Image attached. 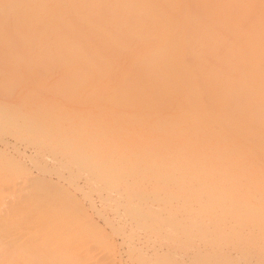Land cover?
Wrapping results in <instances>:
<instances>
[{"label": "bare ground", "instance_id": "obj_1", "mask_svg": "<svg viewBox=\"0 0 264 264\" xmlns=\"http://www.w3.org/2000/svg\"><path fill=\"white\" fill-rule=\"evenodd\" d=\"M12 40L16 41L17 44L13 45ZM3 44L4 47L2 48H5L6 51H29L32 55L33 52H43L48 56L51 53V56L55 54L54 58L57 55L56 62L61 59H65L64 61L68 59L67 63H69V59H71L69 64L75 63L71 65L72 69H69V72H74L72 73L74 75L77 72L76 74L82 76L83 80L76 75L77 78L73 75L71 77L68 72L62 73L63 69L61 74L58 70H55L59 77L63 74L56 82L60 89L64 85L63 90H61L66 92L65 87L67 86L61 80L67 82L69 77L76 80L79 78L80 81H76V86L70 79L76 87L73 94L76 101L78 97L81 98L80 94L84 95V97L82 96L83 100L86 99L84 101L82 98L78 99L80 100L79 106L73 105V102L72 106H67V110L72 107L73 114L76 115L74 118L70 117L71 120L68 118L66 108L63 109L59 102V104L54 103L56 107L53 108H56V111L57 108L58 111L62 109L60 112L55 111L54 117L57 115L56 119L60 120L59 125L63 122H66L64 125H67V120L71 122L75 119L78 120L75 121L78 122L77 124L83 123L85 125L84 122L93 118L91 121H87L88 123L85 125L87 130L82 124L83 127L77 125L75 128L74 126L69 128L70 124H68L64 129L66 132L69 129L71 132V129L76 132L80 130L79 127L81 129L85 127L84 131L86 132L82 133V129V132L79 131L80 134H77L76 138L80 135L82 138V135L88 132L89 137L87 135L83 137L88 140V150L84 147L81 150L82 146H75L78 145L79 138L77 140L74 137L78 141L75 144L71 141L72 139L69 140L67 134L65 136L63 129L59 132L55 131L60 126L55 122L56 126L53 122L52 114L54 111H51V109H47L48 113H46L47 110H41L40 106V111L29 113L30 115L26 114L23 109L13 110L12 114L10 113L12 112L10 109L11 104L6 106L10 107L11 111L9 112L5 111L8 108H5V104H2L4 109L0 107V117L6 118L5 120L8 118V122L4 118L1 121L8 126L9 119H11L13 124H16H10V126H15L13 131L16 128L18 129L19 126L23 128L20 131L18 130L20 133H23L26 129L25 131L29 130L30 134V130H32V132L37 131L34 135L41 132L45 136L44 132L50 130L51 126L56 128L54 129L55 132L52 131L54 135L61 131V134L65 136L64 138H67L66 141L61 137L63 135L58 134V136L62 138L61 142H66L68 149H66L65 144L58 139H54L57 136L53 137L54 135L49 133L53 129L46 132L47 134L44 137L47 142L46 145H52V148H54L52 143L48 144L50 139L51 142L56 141L57 145L59 141V147L62 145L64 148H61L67 151H62V153H67H65L66 157L65 154H59L61 159L62 157L67 159L68 154L70 156L75 155L73 159L70 157L71 162L68 163L67 161V163L71 164L73 162L76 166L78 165L79 172L82 169L83 174L90 172L88 175L91 174V176L86 174L82 177H91V179L89 178L91 182L86 179L89 185L91 183L92 188L88 187L91 192L93 189L105 192L103 197L99 192L93 193L96 196H98L97 193L101 196L102 200L100 201L113 198L114 194L112 192L115 193L114 198L120 204H116V207H120L123 213L119 215H123V217L127 215L129 218L127 221H133L134 226L131 227V229L135 227L133 233L136 229H142V231L144 229L145 232L142 233L146 234V230L148 232H153L158 228L162 230L165 227L164 225H167L169 226V232H171L170 235L168 234L169 241L173 245L170 244L167 247L171 246L170 248L173 251H176L177 248L181 250L183 247L186 249L187 242H184V238L180 241L185 244L181 247L178 244L181 235H184L192 243L194 242L192 241L194 236H196V238H199L197 240L208 248H205V250L207 249L206 253L203 249L205 246L201 245L202 248H195V246H198L195 245L197 241L195 240L194 246L191 243L192 249L195 248V251L202 249V252L205 253L203 255L202 252L198 253L196 251L197 255L202 254L200 258L202 262L198 259L201 264L204 262H206L205 264H264V0H0V45L3 46ZM8 53L3 52V54ZM13 53L15 54V52ZM40 53L39 55H45ZM68 55L70 58H68ZM61 63H63V66L66 64L67 69L68 67L71 68L66 62L61 61ZM74 65L75 67H81L82 71L78 70L79 68L75 70ZM44 68L49 71L48 66ZM51 69L50 71H53ZM68 82L66 85H68ZM70 82L69 84H71ZM87 83L90 89L85 86ZM77 89L78 91L81 90L80 93ZM93 89L97 98L91 96ZM82 91H84V94ZM64 94H62V98H65L66 95ZM95 100L99 104L94 105ZM91 101L94 103H91ZM102 101L109 106L102 105L100 103ZM87 102L88 106L85 104ZM83 103L85 106H83ZM80 104L82 105L80 106ZM90 105L91 107L96 106L95 109H98V113L93 108H89ZM103 106L104 108L108 107V110H105L106 112H104ZM86 107L89 110L92 109V111L89 112ZM81 109L85 110L83 112H86L85 116L87 114V118L79 116V113L82 112ZM93 110L99 117L104 118H95L96 116L91 118L94 115ZM64 111L67 112L66 116ZM99 111L101 112L99 113ZM36 113H39V115ZM41 113L44 116L50 115V121H48L49 116L44 117ZM41 115L44 119L46 118L45 121L47 122L45 123H51V126L48 123L50 127L47 126L44 132H42L44 129H42V125H39L40 120H43ZM64 116L67 117V120ZM83 118L86 119L84 122ZM95 119L96 121H93ZM41 122L44 123V120ZM75 122H73L74 125H76ZM98 122L100 124H97ZM89 123L90 126L93 125V127L91 126L93 129L89 126ZM1 126L3 127V125ZM88 126L92 130L88 129ZM99 126L102 129H96V127L100 128ZM76 128L78 129L76 130ZM1 129L0 132L7 130L6 128ZM16 130L14 132L17 133ZM38 130L42 131L39 132ZM20 133L18 134L20 135ZM5 134L7 133L5 132ZM71 134L73 137L76 133ZM21 136L22 134L19 138ZM36 139L38 138L36 137ZM85 140L82 139L80 144L82 145ZM56 142L53 143L56 144ZM67 143L73 145L71 150ZM59 147H55L53 152L50 146L47 147L50 148V150L48 149L49 153L52 152L50 153L51 158L53 154L56 155L61 152H57L58 149L56 150ZM76 152H79V154H76ZM1 153L2 157L3 153ZM3 156L7 157L6 155ZM5 158H2L3 161ZM65 158L63 159L65 160ZM8 159L4 162L8 164H4L6 167L0 164V180L3 184L4 180L7 179L8 181L10 177L11 179L14 177L10 182L16 184V181L13 182L14 179L17 180L19 176H26L31 168L27 165L29 169L26 170L24 165H20L19 162L22 159L16 160L17 163L12 161L13 159L10 161ZM55 161L57 162V159ZM32 163L30 164L32 165ZM56 166L53 168L54 170ZM60 168L62 169L61 165ZM50 169L47 166V169H45L47 171L43 173L41 171L40 173L47 172L46 174H48L52 172ZM61 169L59 172L64 170L66 176L70 175L72 170L62 169L61 171ZM37 170L39 171V169ZM57 170H59L58 166ZM74 172L78 176V169ZM7 175L15 176L6 178ZM16 176H18L17 179ZM28 176L34 177L31 174ZM62 176L60 177L61 180L64 179H62ZM85 177L83 181H85ZM56 178L58 180L59 177ZM20 179L22 181L24 177ZM27 180L29 184L32 182L29 177H27ZM36 181L31 183L32 186L30 184L27 187L32 191L25 188L26 185L22 186L26 191L18 188L20 192L22 191V195L24 193L23 198H21L22 195L19 191L16 193L21 197L15 195V198H17L15 201L11 196L14 202L21 205H25L21 202H24L27 198L29 199V197H32V200L37 199L36 201L40 197L44 199L46 194L47 198L50 197L46 202L42 201L40 212L30 211L32 212L30 218L28 216L30 212L26 211L28 210L27 205L30 206V204H27L29 200L24 202L27 206L23 211L26 218L20 212L22 208L20 211L18 210L22 206L17 208L19 204H11L5 193L1 192L4 194V198H7V200L5 199L6 202H8L7 205L3 206L5 200L0 198L4 201H2V206L0 203V210H5L2 216L4 219L7 217L4 220L0 216L1 220L3 219L0 222L2 224L4 222L3 225L6 222L10 225L8 224L9 228L7 229L0 228V264H46L45 252H49V256L55 264H86L83 257L87 261L89 255L87 257L86 253L85 256L82 255L81 250L83 249L76 241V239H79L77 235L80 231L93 238L92 241H96L103 249L109 250V253L106 251L108 255L110 252L114 253L111 249L114 246L111 247V237L115 231L112 227L110 229V225H113L110 220L111 216L110 219L108 218V221H111H109L110 225L108 224V226L112 233V235L110 232L108 233V236H110L109 242L104 237L107 231H104L103 226L102 230L104 232L102 234V230L99 232V229H95L98 225H92L96 222L91 223L86 208L81 201L75 200L74 202L73 199V203L70 201L71 199H65V196L63 199L65 201H62L63 193L59 192L61 198L59 195L57 197L54 192L51 195L52 192L48 191L49 187L45 183L43 185L42 181V185L39 184L41 188L39 187L37 190L43 191L42 188L45 189L46 186L47 191L45 190L44 194L36 191L42 194V196L37 197L39 194L34 195L33 188L38 185L40 180L37 181L38 183ZM66 182L72 183L69 179ZM59 186L55 185L54 189ZM11 187L8 193H14L13 190H18L17 187ZM63 187L67 189L66 185ZM0 189L2 191V188ZM59 189L62 190V188ZM87 189H84V191ZM80 190L83 192L82 188ZM29 191L32 194L28 193ZM67 191V195L73 194V190L70 192L67 189ZM26 192L27 196L25 197ZM89 192L87 193L89 194ZM88 194L87 196L90 198ZM73 195L72 197L75 196ZM3 196L0 195L2 198ZM19 198L22 199L20 202H18ZM68 201L71 202L69 205L73 208H71V211H66V207H64L63 202L67 203ZM109 201L107 202L108 205ZM153 202H155L154 206L158 205V209H153ZM104 203L105 206H108L106 202ZM113 203L115 204V201ZM33 204L34 207L31 208L30 206V209L36 208L35 204L37 205V203L33 202ZM12 205L15 207L14 210ZM43 205H47L48 210ZM80 205H83L85 211L82 210L83 208ZM7 206H12V210ZM89 207H91V204ZM104 209L103 206L102 211ZM112 209L108 208L111 212H115V214H112L114 217L119 210L113 209L112 211ZM92 211L94 210L92 209ZM11 212H13V216ZM25 212L29 214L26 215ZM7 214L12 216L11 220H9L10 217L8 218ZM83 214H86V217ZM100 215L103 214L100 212ZM181 217H185V219ZM32 220L33 222H31ZM103 221L107 223V220ZM124 221L126 222V220ZM113 222H115V219ZM17 223L21 224V227ZM14 225L16 226L12 227ZM118 225L120 226L121 223ZM130 226L129 224L128 228ZM99 227L101 226L99 225ZM116 227L119 231V227L115 225ZM12 228L13 230H10ZM129 230H125L128 231L127 234H131ZM164 230H167V227ZM164 230L160 232H162V237L167 240L168 236ZM123 231H121V234ZM72 232L78 233L75 236L76 239L73 238L74 234L72 235ZM160 232L158 238L161 239ZM136 234H134V238L139 235ZM149 235L151 234L148 233V236H146L148 239L143 235L144 240L149 241ZM140 236H142L141 232ZM192 236L193 239L191 240L190 237ZM128 237L129 235L126 236V239ZM134 238L132 239L133 242ZM158 238L155 240L159 243ZM89 239L87 237V241ZM83 241L85 242V240ZM83 241L80 240L81 243ZM151 241L155 242L152 238L150 243H152ZM73 242L74 244L77 242L78 246L76 245L77 248H75L77 252L70 249L71 247L68 248ZM158 243L156 246L159 247ZM163 244H160V247ZM188 244L190 245V243ZM92 245L90 246L91 249L94 248V251L100 249L99 246V248H95L94 243ZM132 245H130V248ZM134 246L131 248L133 251L129 248L130 252L140 250L137 247L135 249ZM153 247L151 249H154ZM79 248L81 250H78ZM185 249H183V253L186 255L187 250ZM93 250L90 253L96 257L97 254ZM84 251H86L85 248ZM146 251L147 249L144 252ZM169 251L166 252L169 256H166L163 251V256L156 255L158 256L156 257L153 250L151 252L154 255L153 253L151 255H153V258H157V261L154 260L156 264L183 263L178 262L182 261L183 258H179L180 260L177 261L178 251L176 259L171 256L174 252L170 255ZM101 252H98L99 255L103 253ZM137 252L134 253V258ZM144 252L141 253L145 255ZM113 253L110 254L111 258L107 260H116L113 258ZM194 253L191 252L193 255ZM79 254L82 255L83 260L76 258V255ZM130 254H127V257ZM193 255L190 257L187 254L186 256L194 259ZM143 257V255L138 257L141 258L139 264H145ZM131 258L129 257L128 260L132 262L134 259ZM153 258H150L152 262ZM187 258L183 261H186ZM97 259H100L98 255ZM135 260L133 264L138 262ZM195 260L198 261L197 258ZM109 261H107L108 264L113 263ZM192 261L190 264H192ZM116 263L118 264V262ZM187 263L189 264V260Z\"/></svg>", "mask_w": 264, "mask_h": 264}, {"label": "rangeland", "instance_id": "obj_2", "mask_svg": "<svg viewBox=\"0 0 264 264\" xmlns=\"http://www.w3.org/2000/svg\"><path fill=\"white\" fill-rule=\"evenodd\" d=\"M6 26V25H5ZM15 43H16V41L14 42V40H12V44L13 45H15ZM17 44V43H16ZM0 50H1V53H0V107L1 108H3L4 109V107L5 108H8V109H5V111H7V112H9V111H11L12 110V112H10V113H12L13 114V110H15V111H17V110H24L25 111V113L26 114H28V115H30V114H32V113H35L36 111H40V109L41 110H47V109H51V111H54L53 112V114H52V116H53V118H52V120H53V122L55 123H59V121L60 120H58V118L56 119V116L54 117V113H56L57 111H58V108H57V111L55 110L56 108H53V107H56V105H54V103H60V105H62L61 107L64 109V108H66V111H68V113L66 112V111H64V114H65V116H66V113H67V115H69L68 116V118H70V117H76V115L74 116V114H73V111H72V107H71V109H68L67 110V106H72L71 104H72V102H73V105L74 104H76V106H79V101L80 100H78V99H81L82 98V96L84 97V95H82V94H80V96H81V98L80 97H78V99H77V101L75 100V96H74V94L73 93H75V88L76 87H74V83H75V86L77 85V82H79L80 81V79L78 80H76V79H73V78H70L69 77V79L67 80V79H65V80H67V82L71 79L74 83H72V81L70 82L73 86H68V85H71V84H69V82H68V85H66V81H62L61 80V82H65L64 84H65V86H67V87H65L66 89H67V91L65 92V91H62L63 90V87H64V85H63V87H61V89L58 87V84H57V80L58 79H60V77L61 76H63V74L62 75H60V77L58 76V73L56 72L57 70H58V72H60V74H61V70H63L62 71V73H66V72H68L70 75H71V77H72V75L74 76V77H81V79L83 78L82 76H78L76 73V68H79L78 70H81V67H75V65H74V67H75V75L74 74H72V73H74V72H69V69H72V66L71 65H73V63L70 65L69 63H70V60L71 59H69V63H67V61H68V59H67V61H64L65 59H61V60H59V61H57L56 62V60L58 59V58H56V56H55V58H54V55L52 54V56H51V53H50V57L48 56V55H46V53H40V54H45V55H39V53L38 52H33V55L29 52V51H22V50H18V51H12V52H10V51H6V49L5 48H2V47H4V44H3V46H1L0 45ZM4 51H3V50ZM9 52L8 54H3V52ZM13 52H15V54L13 53ZM21 52L22 54H19V53ZM23 53H25V54H23ZM11 54V55H10ZM5 55V56H4ZM69 56V55H68ZM68 56H66V57H68ZM61 57V56H60ZM59 57V58H60ZM65 57V58H66ZM62 58H64V57H62ZM68 58H70V56L68 57ZM45 63L44 65L42 64L43 62ZM50 61H52V62H50ZM61 61H63L64 63L66 62L67 64H69L70 66H71V68H69L68 67V69H67V66H63V63H61ZM74 61V60H73ZM56 64V65H55ZM60 64V65H59ZM75 64V63H74ZM55 67H53V66ZM46 66H48V68H49V71H46V69L44 68V67H46ZM58 66V67H57ZM51 67H53L52 69H51ZM61 69H60V68ZM63 67V68H62ZM66 67V68H65ZM56 68H58V69H56ZM50 69L51 70H53V71H50ZM56 70V71H55ZM68 70V71H67ZM71 71V70H70ZM82 71V70H81ZM53 72V73H52ZM82 73V72H81ZM57 75V76H56ZM68 75V74H67ZM79 75H83V74H79ZM57 77V79L55 80V78ZM59 77V78H58ZM67 77V76H66ZM76 77V78H77ZM64 78V77H63ZM68 78V77H67ZM83 80V79H82ZM82 80H81V82H82ZM77 81V82H76ZM59 83V82H58ZM82 83H84V81L82 82ZM62 84V83H61ZM78 84H80V83H78ZM81 85H83V84H81ZM90 85V84H89ZM86 87H88V83L85 85ZM58 87V88H57ZM78 87V86H77ZM86 87H84V88H86ZM79 88V87H78ZM92 88V87H91ZM66 89H64V90H66ZM79 89H81V88H79ZM87 89H90V87H88ZM82 90H84V89H82ZM86 90V89H85ZM77 91H78V89H77ZM81 91V90H80ZM80 91H78L79 93H80ZM89 91V90H88ZM83 92V94H84V91H82ZM87 92V91H86ZM65 93V94H64ZM68 93V94H67ZM71 93V94H70ZM77 93V92H76ZM62 94H64V95H66V96H64L65 98H62ZM88 94V93H87ZM86 94V95H87ZM91 96H93V97H95V98H97V96H95V94H94V89L92 90V92H91ZM85 95V96H86ZM90 97V96H89ZM74 98V99H73ZM86 99V98H85ZM84 99V100H85ZM72 100V101H71ZM82 100H83V98H82ZM81 100V101H82ZM83 100V101H84ZM99 101V100H98ZM101 101V100H100ZM3 102V103H2ZM6 102V103H5ZM95 102V104L94 105H96L97 103H96V100L94 101ZM93 101H91V103H94ZM45 103V104H44ZM49 103H51L50 105H49ZM58 103V104H59ZM63 103V104H62ZM82 103V102H81ZM100 103H102V105L103 104H105L104 106H109V105H106L107 103H103V101L102 102H100ZM4 105V107H3V105ZM7 104H8V106H9V104H11L10 106H11V108L10 107H6L7 106ZM19 104V105H18ZM84 104V103H83ZM87 106L89 105L88 104V102L87 103H85ZM85 104L83 105V106H85ZM99 104V103H98ZM13 105H16V106H13ZM59 105V106H60ZM82 104H80V106H81ZM13 106V107H12ZM41 106V108L39 109V107ZM50 106H52V107H50ZM75 106V107H76ZM104 106H103V108H104ZM96 107V106H95ZM95 107L93 106V107H91V105H90V107L89 108H93L94 110H98V109H95ZM11 110H10V109ZM14 108V109H13ZM70 108V107H69ZM77 108V107H76ZM79 109H80V107H78ZM83 108V107H82ZM102 108V107H101ZM39 109V110H38ZM60 109V108H59ZM73 109H74V107H73ZM78 109V110H79ZM83 109H85V108H83ZM83 109H81V111L82 112H80L79 113V116L81 115V116H84V118H87V114H86V116H85V113L83 112V111H85V110H83ZM86 109L90 112V111H92V109L91 110H89L88 109V107H86ZM100 109V108H99ZM62 110V109H61ZM60 110V111H61ZM75 111H76V109H74ZM77 110V111H78ZM86 110V111H87ZM93 110V112H91V113H93L94 115H92L91 116V118L92 117H94V116H96L95 118H97V117H99L98 115H97V113H98V111H97V113H95V111ZM108 110V107H106V108H104V112H106V111ZM56 111V112H55ZM60 111H58V112H60ZM75 111H74V113H75ZM101 111H103V110H101ZM101 111H99V113L101 112ZM30 113V114H29ZM46 113H48V110L46 111ZM49 113H50V110H49ZM52 113V112H51ZM63 113V112H62ZM11 114V115H12ZM37 114V113H36ZM42 114V113H41ZM58 114V113H57ZM76 114H78V113H76ZM90 114V113H89ZM104 114V113H103ZM37 115H39V113L37 114ZM43 116H44V114H42ZM41 115V116H42ZM61 115V114H60ZM13 117H15L14 115H12ZM43 116L41 117V118H43ZM46 116V115H45ZM44 116V117H45ZM49 116V117H48ZM48 116H46V117H48L49 119H48V121H50V118H51V116L50 115H48ZM59 116V115H58ZM64 116V117H65ZM103 116V115H102ZM12 117V118H13ZM60 117V116H59ZM62 117V116H61ZM90 117V116H89ZM88 117V119H90ZM4 117H0V126L1 125H3V127L1 126L0 127V129L2 128V129H4V128H6L7 130L5 131L7 134H5V132L4 131H1L0 132V153H1V151H3L2 153H3V155H6L7 157L5 158V156H3L2 155V157H1V155H0V164L1 165H6L7 163H4L5 162V160L7 159V158H9L8 160L10 161V160H12L14 157L15 158H18V159H13L12 161H19V159L21 160L19 163H21L20 165H24L25 166V168H26V170H28L29 168H31V170H30V172L28 171L27 173H29V174H27L26 176H23L24 177V179H23V177H18V176H16L15 178L17 179V177H18V179L17 180H15L14 179V181L13 182H15L16 181V184H14V183H12V181L10 182V180H12L11 179V177H10V179H8V181H7V179L6 180H4L3 181V184L1 183V180H0V185L2 186H0V188H2V191H1V189H0V195L1 196H3L4 194H2V193H5V195L7 196V198H8V201L11 203V204H14V205H16V204H19L18 206H17V208L19 207V206H22V207H19V211L21 210V208H22V211H20V212H22V214H23V211L26 209V207L28 208V210H26L27 212H30V211H34L35 210V212H40L41 210H42V208H40L41 206H40V204L41 203H43L42 201H47V199H49V198H47L46 197V195H44V199H41L42 197H40V196H42V194H44L45 193V190H46V186H48L49 188H48V191L51 193V195L53 194V192L57 195V197H58V195L60 196V198H61V195H60V193L62 192L63 194H62V201H65V200H63L64 199V196H65V199H67V200H69V199H71L70 201H72L73 199H74V202H75V200H78V201H81L82 203H83V205L85 206V208H86V212H87V216H89V219L91 220V223H93L94 221L96 222V223H93L92 225H98L97 226V228L95 227V229H99L98 231L100 232L102 229H103V227H104V231L106 232L105 234H104V237L109 241L110 240V236H108V233L111 231V230H109V226H108V224L111 222V224H113V225H110V229H111V227H112V229H114V231L115 232H113V236L111 237V247L113 246V248H111L112 249V251H114V257L113 258H115L116 260H114L113 259V261L112 260H110V261H112L113 263H109V264H115L116 262H118V264H128L129 262L131 263V264H133L134 263V260H135V258H137L136 260L138 261H136L137 263H135V264H139V262H140V259L141 258H138V257H142V255L144 256L143 258H144V260H143V262L145 263V264H156V262L155 261H157V258L155 259V257L153 258V255H154V253L153 252H155V255L154 256H156V255H159V256H163V251H164V253L166 254V256H169V254H167L168 253V251H169V248L171 247H167L168 245H170L172 242H170L169 241V236H168V234L170 235L171 234V232H169V226H167V225H164L165 227H163V229L161 230L160 228H158V229H155L153 232H148L147 230H146V234L145 233H142V232H145L144 231V229H143V231H142V229L140 230V229H136V231H134V233H133V229L135 228H132L131 229V227H133L134 225H133V221L132 220H130V221H127V219H129L128 218V216L126 215V216H124L123 217V215H119V214H123L122 213V210H121V208L120 207H118V209H117V207H116V204H118L117 202H116V200H115V198H114V195H115V193H113L112 192V194H114L113 195V198H110L109 200L108 199H104L103 201H100V200H102L100 197L102 196L103 197V194L105 193H103V191L102 190H99V191H97V190H94L93 189V191L91 192L89 189L90 188H92L91 187V183H90V185H89V182L87 181V180H89V178L91 179V177H88L87 178V176H91V174L90 175H88L90 172H88V174L83 170V172L84 173H86L87 174V176L85 177V181H83V178L84 177H82V175H86V174H83L82 173V169L80 170V172H79V166L77 167L76 166V164H74L73 162L71 163V164H68L69 162H71L70 160H69V158L71 157L72 159L74 158L73 156H75V155H73V156H70L69 154H68V156H67V159L65 158L66 157V149H68V147L66 146V142H61L62 140V138H64L65 136H66V134H67V136L69 137V140H71L72 142H74L75 144L78 142L77 140H78V138L80 139V141L77 143L78 145H75V146H82L80 149L82 150L83 149V147H84V149L86 148H88L89 149V147H87L88 146V144H87V142H88V140H85L83 137H85L86 135H87V137H89L88 136V132H87V134H83L82 135V138L80 137V136H78L77 138H76V135L77 134H80L82 131V129H83V132L82 133H84V132H86V131H84L85 129V125H86V123H88L89 121H91L92 119H90V120H87L86 122H84L85 120H84V118H83V122H84V124L85 125H83V123H79V124H77L75 121H78L77 119H75L74 121H69V120H71L72 118H70L69 120H67V117H65L66 118V120H67V122H68V124H70L69 126V128H72L73 126H74V128H75V126H77V125H79V126H81V124L83 125V126H85L84 128H80L79 126V131H80V133H79V131H76L75 132V130L74 129H71L72 130V132L70 131V129H69V135H68V132H66V130H64V129H66V127H67V125H64L66 122H63V124H61V125H63L64 127H62L61 125H59L58 124V126H60V128L59 127H57V129L56 128H52V126H51V123L50 122H48L49 124H50V126H51V128H50V130L51 129H53V130H51V132H49V133H51L52 135H54L53 133H52V131L53 132H55V131H58L59 132V130H61V129H63V131H65V136H64V134H61V131H60V133H57V135H54L53 137H56V138H54V139H58L61 143H63V144H65V146L67 147H65L66 149H63L64 147L61 145L60 147H59V144H60V142L58 141V145H57V142L56 141H52L51 142V139H50V142L48 143V144H53V147L55 148V147H59V148H61V147H63V148H61V150H59V148H56V150L58 149V151L57 152H59V151H61L60 153H57L56 154V152H54L56 155H52V158H51V154L50 153H52L53 151H54V148H52V145H49L50 147H51V149H52V152H50L49 153V150H50V148H47V147H49V146H47L46 144H47V142H46V139L44 138L45 136H46V132H48V131H50V130H46V127L48 126V123H45V122H47V121H45L46 120V118L44 119L43 118V120H44V123L43 122H41V121H43V120H40V123H39V125L42 127V129H43V131L42 130H38L39 132L40 131H42V132H44V130H46L44 133H45V136H43L44 134L43 133H37V134H35L34 135V133H36L37 131H34V132H32V130H30L31 131V134L29 133V130H27V131H25V133H24V131H23V133H20V132H18V130L20 131V130H22L23 128L22 127H18V129L16 130L17 131V133L16 132H14L13 131V129L15 128V126H10V124L12 123L13 124V122H12V120L11 119H9V124H8V126L7 125H5V122H2L1 120L3 119ZM79 118V117H78ZM104 117H102L101 118V116L99 117V119H103ZM6 118H4V120H5ZM40 119V118H39ZM60 119V118H59ZM62 119V118H61ZM64 119V118H63ZM81 119V118H80ZM51 120V121H52ZM65 120V121H66ZM5 121H7L8 122V118H7V120H5ZM15 121H16V119H15ZM58 121V122H57ZM62 121H64V120H62ZM61 121V122H62ZM81 121H82V119H81ZM80 121V122H81ZM93 121H96V119L95 120H93ZM97 121H99V120H97ZM103 121V120H102ZM17 122V121H16ZM52 122V123H53ZM73 122H75L76 123V125H74V123ZM2 123V124H1ZM43 123V124H42ZM55 123V125L57 126V124ZM90 123H94V122H90ZM90 123H89V126H90ZM11 124V125H12ZM94 124H96V123H94ZM97 124H100L99 122L97 123ZM13 125H16L15 123L13 124ZM17 125H18V122H17ZM88 125V124H87ZM5 126H7V127H5ZM50 126H48V127H50ZM54 126V125H53ZM83 126H81V127H83ZM88 126V129L92 126L93 127V125H91L90 127ZM17 127V126H16ZM62 127V128H61ZM91 127V128H92ZM100 127V126H99ZM12 128V129H11ZM20 128V129H19ZM90 128V130H92ZM1 129V130H2ZM54 129H56L55 131H54ZM78 128H76V130H77ZM96 129H98V130H100V129H102V127H100V128H98V127H96ZM10 130V131H9ZM86 130H87V127H86ZM90 130H88V131H90ZM13 131V132H12ZM2 132H4L3 134H2ZM11 133L10 135H9V133ZM26 132H27V134H26ZM78 132V133H77ZM18 133H20V135L22 134V136H21V138H19L20 137V135L18 134ZM48 133V134H49ZM62 133H64V132H62ZM71 133H76L75 134V136L73 135V137H72V134ZM26 134V135H25ZM39 134V135H38ZM43 134V135H42ZM58 134L60 135H63V136H61V137H59L58 136ZM70 134H71V137H70ZM8 135V136H7ZM13 135V136H12ZM23 135H24V137H23ZM34 135V136H33ZM41 135L43 136L42 137V139H41ZM51 135V136H52ZM89 135H90V132H89ZM17 136V137H16ZM23 137V138H22ZM36 137L38 138V139H36ZM77 139H75V138ZM40 138V139H39ZM48 139H49V136L47 137ZM51 138V137H50ZM60 138V139H59ZM5 139H6V141H5ZM65 139V141H66V139L67 138H64ZM82 139L83 140H85V141H83V143L86 145H84L83 143H82V145L80 144V142H82ZM3 140V141H2ZM37 140H39V141H37ZM45 140V141H44ZM52 140H53V138H52ZM76 141V142H75ZM6 143V145H4L5 143ZM40 142V143H39ZM53 142H56V144L55 143H53ZM67 142H68V140H67ZM72 142H71V144H72ZM68 144V143H67ZM69 145V148H70V150L72 149L71 148V146L73 147V145ZM80 144V145H79ZM45 145H46V147H45ZM54 145H56V146H54ZM84 145V146H83ZM74 146V147H75ZM47 149V150H46ZM49 149V150H48ZM87 149V150H88ZM64 150L66 151L65 153H62V151L64 152ZM69 150V151H70ZM77 150H79V149H77ZM76 150V151H77ZM8 152V153H5V152ZM48 151V152H47ZM86 151V150H85ZM73 152V151H72ZM83 152V151H82ZM1 153V154H2ZM45 153V154H44ZM65 154L64 156L65 157H62V159L63 158H65V160L63 159H61V157H60V155L59 154ZM69 153V152H68ZM81 153V152H80ZM22 154H24L23 156H22ZM30 154V155H29ZM34 154H36L35 156H34ZM43 154V155H42ZM61 154V155H62ZM72 154V153H71ZM73 154H75V153H73ZM76 154H79V152L77 153L76 152ZM10 155V156H9ZM33 155V156H32ZM40 155V156H39ZM42 155V156H41ZM45 155V156H44ZM14 156V157H13ZM31 156V157H30ZM78 156V155H77ZM12 157V158H11ZM22 157V158H21ZM23 157H24V160H23ZM35 157V158H34ZM46 157H48V158H46ZM51 159H50V158ZM56 157V158H55ZM2 158H5L4 159V161H3V159ZM26 158V159H25ZM40 159V160H37V159ZM41 158H43V159H41ZM46 158V159H45ZM53 158H55V159H53ZM70 158V159H71ZM37 161H36V160ZM50 159V160H49ZM57 159V162L55 161ZM76 159V158H75ZM28 160H29V162H28ZM58 160H59V162H58ZM7 161V160H6ZM17 161H16V163H17ZM23 161H26V162H23ZM39 161V162H38ZM41 161V162H40ZM50 161V162H49ZM54 161V162H53ZM67 161H68V163H67ZM72 161H75V160H72ZM24 164H23V163ZM33 162V163H32ZM56 162V163H55ZM65 162V163H64ZM76 162V161H75ZM28 163V164H27ZM30 163H32V165L30 164ZM47 165H46V164ZM49 163V164H48ZM59 163V164H58ZM36 164V165H35ZM4 165V166H5ZM8 165V164H7ZM27 165H28V167H27ZM39 167H38V166ZM50 165V166H49ZM58 166V168H59V170H57V166ZM60 165H61V167H62V169H67V170H71V172H70V175H71V173H73L74 171H76L77 169H78V172H79V174H81V175H79L78 174V176H79V178H78V176L75 174L76 172H74V174L73 175H65L66 173H65V171L63 170L62 171V169L60 168ZM23 166V167H24ZM46 167L45 169H47V166H48V169H50V167H51V169H50V171H52V172H49L48 174H46V173H44V174H41V173H43V172H45V171H47V170H45L43 167ZM56 166V168H55V170L53 169L54 167ZM6 167V166H5ZM8 167V166H7ZM41 167V168H40ZM80 167H81V165H80ZM35 168V169H34ZM75 170H74V169ZM37 169H39V171L37 170ZM53 169V170H52ZM60 169H61V171L62 172H59L60 171ZM42 171V172H41ZM56 171H57V173H56ZM39 172V173H38ZM41 172V173H40ZM59 172V173H58ZM68 172V171H67ZM77 172V173H78ZM37 173V174H36ZM62 173V174H61ZM64 173V174H63ZM34 175V177H32V176H28V175ZM50 174V175H49ZM48 175V176H47ZM56 175V176H55ZM63 175V176H62ZM1 176V175H0ZM8 176H15V175H7L6 176V178H8ZM62 176V179L63 180H61V177ZM5 177V176H4ZM27 177H29L30 178V181H32L31 183H34L35 182V180H40V182L38 183L37 181V183H38V185L37 186H34V188H33V194L34 195H38L40 192H42V194H39V196H37V197H40V198H38V201H36L37 199H35V200H32V197H29V199L27 198V200H29V203H27V204H30V206H31V208H32V206L34 207V204H33V202L34 203H37V205L35 204V207L36 208H33V209H30V206L29 205H27L26 206V203H24V202H26L27 200H24V202H21V203H23V204H25V205H21L20 203H17V202H14L17 198H15L16 196L15 195H18L17 197H21V195H22V191H23V189H24V191H26L25 190V188H27L28 187V185L30 186V184L28 183V180H27ZM56 177H59L58 178V180H57V178ZM70 177V178H69ZM20 178H22L23 180H25V182H23L22 183V181H21V179ZM66 178H67V180L69 179V181L71 180V184L68 182H66L67 180H66ZM5 179V178H4ZM34 179V180H33ZM42 179V180H41ZM50 179V180H49ZM52 179V180H51ZM78 179V180H77ZM80 179V180H79ZM87 179V180H86ZM44 180V181H43ZM48 180V181H47ZM60 180V181H59ZM66 180V181H65ZM75 180V181H74ZM34 181V182H33ZM41 181L43 182L42 184L43 185H45L46 184V186L44 187L45 189H43L42 188V190L43 191H40V190H37V189H39V187H40V185H42L41 184ZM49 181H51V182H49ZM53 181V182H52ZM63 181V182H62ZM90 181V180H89ZM55 182V183H54ZM74 182V183H73ZM91 182V181H90ZM8 183V184H7ZM9 183H11V184H14V185H11V184H9ZM28 183V184H27ZM45 183V184H44ZM65 183V184H64ZM7 184V185H6ZM36 184V183H35ZM34 184V185H35ZM40 184V185H39ZM49 184V185H48ZM59 184H60V186H59ZM75 184H77V185H75ZM80 184V185H79ZM87 184V185H86ZM9 185H11V186H14V187H17V189L19 188V189H21L22 188V191L20 192V190L18 189V190H13L12 192H14V193H8V191H9V188L11 187H7V186H9ZM26 185V186H25ZM55 185H57V186H59V187H56L55 189H56V191H54L55 189H54V187H55ZM64 185H66V187H67V189H69V191L70 192H72V190H73V194L75 195H73V194H69V195H67V193H68V191H67V189L65 188V187H63ZM69 185V186H68ZM71 185H73V186H71ZM74 185H75V187H74ZM85 185H86V187H85ZM22 186H25V188L24 187H22ZM31 186H32V184H31ZM80 188H79V187ZM83 186H84V188H83ZM53 187V188H52ZM70 187H72V188H70ZM88 187H90V188H88ZM12 188V187H11ZM32 188V187H31ZM41 188V187H40ZM51 188V189H50ZM59 188H62V190L61 189H58ZM73 188H76V189H78L77 191H75ZM82 188V190H83V192L80 190ZM88 188V189H87ZM28 190H30L29 188H27ZM66 189V190H65ZM84 189H87V190H89V191H87V190H85V191H87V192H89V194L87 193V192H85L84 191ZM61 190V191H60ZM20 192V196H19V194L18 193H16V192ZM30 191H32V190H30ZM30 191L28 192V193H30ZM39 192V193H37V192ZM47 191V190H46ZM82 193H81V192ZM102 191V192H101ZM2 192V193H1ZM60 192V193H59ZM69 192V193H70ZM74 192H76V193H74ZM95 192H99V194H101V196H99V194L97 193V195L99 196H96V195H94L95 194ZM47 193V192H46ZM58 193V194H57ZM84 193V194H83ZM94 193V194H93ZM13 194V195H12ZM27 194V192L25 193V197L27 196L26 195ZM30 194H32V193H30ZM87 194L88 195H90V198L87 196ZM93 194V195H92ZM112 194H111V196H112ZM29 195V194H28ZM33 195V196H34ZM48 195H49V193H48ZM72 195L74 196V197H72ZM82 195V196H81ZM84 195V196H83ZM92 195V196H91ZM105 195V194H104ZM11 196H12V198H14L13 200L11 199ZM23 196H24V193H23V195H22V197L21 198H23ZM36 197V198H37ZM68 197V198H67ZM1 199H3V200H7V198L5 197L4 198V196H3V198L2 197H0ZM92 198V200H90ZM100 198V199H99ZM105 198V197H104ZM33 199H34V197H33ZM81 199V200H80ZM3 200H0L1 202V206L3 205V203H2V201ZM6 200H5V204L3 205V206H5V205H7V202H6ZM22 199H18V202H20ZM61 200V199H60ZM30 201H32V202H30ZM70 201H68L67 203H68V205L66 206V202H63L64 203V207H66V211H71V208H72V206H70L69 204H71V202ZM109 201V205H108V202ZM113 201H115V204L113 203ZM118 201V200H117ZM70 202V203H69ZM73 202V201H72ZM73 202V203H74ZM91 204V207H89L90 206V204ZM103 202V203H102ZM104 202H106L107 204L106 205H108V206H105L104 204ZM9 203V204H10ZM82 203H80V204H82ZM101 203H102V205H101ZM110 203H111V205H110ZM154 203L155 202H153V206H154ZM8 204V205H9ZM10 204V205H11ZM33 204V205H32ZM76 204V203H75ZM112 204H113V206H112ZM158 204V203H157ZM78 205V204H77ZM82 205V206H83ZM95 205V206H94ZM101 205V206H100ZM115 205V206H114ZM118 205H120V204H118ZM1 206H0V208H1ZM13 206V205H12ZM12 206H7L9 209H11V207ZM25 208H24V207ZM44 206V205H43ZM47 206V205H46ZM46 206H44L45 208H46ZM81 206V205H80ZM79 206V207H80ZM81 206V207H82ZM93 206V207H92ZM103 206H104V208L106 209H104L103 211H105L104 213H102L103 211H102V209H103ZM158 205H156V206H154V210L155 209H158V207H157ZM14 207V206H13ZM88 207V208H87ZM100 207H102V208H100ZM112 207H113V209H115V210H119L118 212H120V213H118L117 211V213H118V215H117V213H116V215H114V217L112 216V214H115V212H111L110 210L112 209ZM116 207V208H115ZM6 208V207H5ZM4 208V209H5ZM45 208H43V210L46 212V210H45ZM83 208V207H82ZM81 208V209H82ZM85 208H83L82 210H84L85 211ZM96 208V209H95ZM108 208H110V210H108ZM15 209V207L13 208V210ZM40 209V210H39ZM47 209V208H46ZM70 209V210H69ZM73 209V208H72ZM90 209V210H89ZM92 209L94 210V211H92ZM113 209H112V211H113ZM12 210V209H11ZM17 210V209H16ZM37 210V211H36ZM48 210V209H47ZM114 210V211H115ZM121 210V211H120ZM0 211H2V210H0ZM5 210H3L2 212H0L1 213V218H3V212H4ZM83 211V212H84ZM91 211H92V213H91ZM27 212H25V213H27ZM89 212V213H88ZM96 214H95V213ZM100 212H101V214H103V215H100ZM5 213H8V212H5ZM13 212H11V214H12ZM85 213V212H84ZM106 213V214H105ZM10 214V215H11ZM15 214V215H14ZM14 214H12V216L14 215L15 216V218L17 217L16 216V213H15V211H14ZM21 214V213H20ZM29 213H27L26 215H28ZM32 214V212H30V214L28 215L29 216V218H30V215ZM90 214V215H89ZM24 216H25V214H23ZM22 215V216H23ZM84 215V214H83ZM96 215H98V216H96ZM7 216H8V214H7ZM12 216H8V218L10 217V219L9 220H11V217ZM35 216V215H34ZM85 217H86V214L84 215ZM92 216V217H91ZM111 216V217H110ZM116 216H118V217H116ZM26 217V216H25ZM80 217H82V216H80ZM103 217V218H102ZM106 217V218H105ZM111 219H110V218ZM121 217V218H120ZM125 217H127V218H125ZM1 218H0V220H1ZM7 218V217H6ZM5 218V219H6ZM15 218H14V220H15ZM22 218V217H21ZM27 218V217H26ZM88 218V217H87ZM108 218L111 220H109L108 221ZM115 219V222H113V220ZM122 218H124V219H122ZM182 219H185V217L183 218V217H181ZM4 219V218H3ZM2 219V220H3ZM4 219V220H5ZM93 219V220H92ZM102 219V220H101ZM113 219V220H112ZM117 219H119V220H117ZM122 219V220H121ZM1 220V221H2ZM18 220V219H17ZM21 220V219H20ZM31 220V219H30ZM81 220H84V219H81ZM103 220H107V223L105 222V221H103ZM123 222H121V221ZM124 220H126V222L124 221ZM8 221V220H7ZM19 221V220H18ZM117 221V222H116ZM11 222V221H10ZM31 222H33V220L31 221ZM81 222V221H80ZM104 222V223H103ZM128 222H131V223H128ZM28 223H29V221H28ZM121 223V225L123 226V224H125L123 227L120 225H118V224H120ZM0 224H2L1 222H0ZM3 224H4V222H3ZM0 225L1 227V229H7V228H9V223H5V225L7 224H9L7 227L5 226V225ZM18 224V223H17ZM106 224V225H105ZM127 224V225H126ZM131 225L130 226V228H128V225ZM12 225V224H11ZM19 226L21 225V224H18ZM32 225V224H31ZM99 225L101 226V227H99ZM115 225L116 226H118L119 227V231H118V229H117V227L115 228ZM5 227V228H3V227ZM16 225H14V226H12V227H15ZM103 226V227H102ZM127 226V227H126ZM21 227V226H20ZM167 227V230H164V228H166ZM11 228V227H10ZM18 228V227H17ZM16 228V229H17ZM23 228V227H22ZM32 229L34 228V227H31ZM121 228H123V230H121ZM124 228H126V229H124ZM162 228V227H161ZM15 229V228H14ZM127 229H130L129 230V233H131V234H127V232L125 231V230H127ZM10 230H13V228L12 229H10ZM123 231L122 232V234L124 233V232H126L124 235H122L121 234V231ZM163 230L164 231H166L165 233H166V235L168 236V239L167 240H165L163 237H162V232H163ZM103 230L101 231V234H102V232H104ZM113 231V230H112ZM160 231H162V232H160ZM117 232V233H116ZM118 232H120V233H118ZM140 232H141V235L143 236H148V233L149 234H151V235H149V239L151 240V238L153 239V241H155V242H152V243H154V244H152V243H150V240L147 242L146 240H144V236L142 237V236H140ZM148 232V233H147ZM159 232H160V237H161V239L160 238H158V234H159ZM169 232V233H168ZM111 233V232H110ZM135 233H137L136 235H138V236H136L135 238L133 237L134 236V234ZM72 235L74 234V237L73 238H75L76 239V235L78 234L77 232H72L71 233ZM127 234V235H126ZM107 235V236H106ZM110 235V234H109ZM111 235H112V233H111ZM119 237H118V236ZM129 235V237L126 239V236H128ZM79 236V237H78ZM81 236V237H80ZM117 236V237H116ZM122 236V237H121ZM145 236V237H146ZM152 236V237H151ZM156 236V237H155ZM164 236V235H163ZM87 237L88 238H90L89 239V241H91L92 243H90L89 241H87ZM108 237V238H107ZM125 237V238H124ZM77 238H79L81 241H83V240H85V242L83 241V243H81L80 242V240L79 239H76V241H78V243H79V245H80V247H81V249H83V250H81L80 248L78 249V250H81L82 251V255L83 256H85V253H86V257H87V255H89L87 258V261H86V259H85V257H83V259H82V255H80L81 254V252H80V254L79 255H76V258H79V260H83V261H85L86 262V264H106V262L107 261H109V260H107V259H109V258H111V256H110V254H112L111 252H110V254L108 255V253H109V250H105V249H103L101 246H99V244L95 241H92V239L93 238H91V237H89L85 232H79V234L77 235ZM115 238V239H114ZM134 238V242L132 241V239ZM147 239H148V237H146ZM159 239V243L155 240V239ZM181 239H179V242L180 243H178L179 245H180V247H181V245L183 246V244H185L186 242V249L183 247V248H181V250H182V253H181V250H179L178 248V250L176 249V251L174 250H172L171 248H170V251H169V253H170V255L174 252V254H172L171 256H173V259H174V257H175V259H176V257H177V255H178V259H177V261L178 260H180L179 258H183V260H185V258H187V254L188 255H190V257L193 255V254H191V252H195L194 253V259L193 258H190L189 256H188V260H189V264L191 263V261H192V264H195L196 262L198 263V264H201L200 263V258L202 257V254L204 253V251L202 252V249H199V250H196V251H198V253H201L202 252V254H198L197 255V253H196V251H195V248H202V246L201 245H203V247L205 246L201 241H199V240H197V239H199L198 237L196 238V236H194V239H193V236L192 237H190V239L192 240V241H194L193 243L191 242V241H189L184 235H181V237H180ZM183 238L186 240L187 239V241H185L184 240V242L185 243H183V241H180V240H183ZM74 239V240H75ZM113 239V240H112ZM122 241V243H121V241ZM124 240V241H123ZM128 240H129V242H128ZM141 242H140V241ZM164 241V242H162V241ZM197 242H196V241ZM131 241H132V243H131ZM139 241V242H138ZM145 241V242H144ZM166 241V242H165ZM189 241V242H188ZM199 241V242H198ZM75 242V241H74ZM74 242H73V244H74ZM110 242V241H109ZM147 242V243H146ZM160 242H162V243H164L163 245H161V247H160V244H162V243H160ZM170 242V243H169ZM181 242H182V244H181ZM197 244H196V243ZM200 242H201V244H200ZM95 244L94 245V247L96 248H99L100 247V249H98V251L96 250V251H94L93 249L94 248H92L91 249V246L90 245H92V244ZM114 243V244H113ZM141 243H145L144 245L143 244H141ZM159 244V247H158V245L156 246V244ZM168 243V244H167ZM188 243H190V245L188 244ZM193 244V246H194V243H195V245H198V246H195V248L194 249H192V244ZM72 243L68 246V248H70V249H73V250H75V248H77V242L73 245ZM90 244V245H89ZM116 244V245H115ZM126 244H128V245H126ZM131 244H133V245H135L134 247H135V249H140V250H136L135 252H132L133 250L131 249V248H133L132 246H131V248H130V245ZM148 244V245H147ZM189 245V247H187L188 245ZM77 245V246H76ZM172 245V244H171ZM179 245H178V247H179ZM89 246H90V248H89ZM93 246V245H92ZM99 246V247H98ZM116 246H117V250H116ZM126 246V247H125ZM128 246V247H127ZM140 246H141V248H140ZM154 246V247H153ZM156 246V247H155ZM163 246V247H162ZM164 246H166V247H164ZM173 246V245H172ZM115 247V248H114ZM137 247V248H136ZM154 248V249H151V248ZM176 247V246H175ZM84 248H85V250L86 251H84ZM127 248V249H126ZM129 248H130V250H132L131 252H130V250H129ZM161 248V249H160ZM164 248H166L165 250H164ZM173 249H174V247H172ZM189 248V249H188ZM205 248H207L206 246L203 248L204 250H205ZM114 249V250H113ZM145 249H147V251L146 252H144L145 251ZM158 249V250H157ZM183 249H185V250H187L185 253H186V255L183 253ZM208 249V248H207ZM206 249V250H207ZM93 250V252L94 253H96L98 256H99V260L97 259V255H95L96 257H94L93 255H91L92 253H90V251H92ZM116 250V251H115ZM127 250V251H126ZM153 250V252H151ZM168 250V251H167ZM184 250V251H185ZM189 250V251H188ZM192 250V251H191ZM205 250V252L207 253V251ZM76 252H77V250H75ZM99 251H102L101 253V255H99L100 253H98ZM106 251H108V253L106 252ZM111 251V250H110ZM137 251H140L139 253H140V255H139V253L137 252ZM157 251V252H156ZM172 251V252H171ZM179 253H178V252ZM105 252H106V254H105ZM129 252V253H128ZM136 252H137V255H135L136 257L134 258L133 256H134V253L136 254ZM141 252H144L145 253V255L143 254V253H141ZM167 252V253H166ZM46 254H44L45 256L44 257H46V258H44L45 260H47L45 263L46 264H48V262H49V264H55V262L54 261H52L51 260V256H49L50 254H49V252L47 253V252H45ZM131 253V254H130ZM149 253H150V255H149ZM151 253H153V255H151ZM178 253V254H177ZM104 254V255H103ZM127 254H130L129 255V257L133 260L132 262L131 261H129L128 260V258L129 257H127L128 255ZM133 254V255H132ZM164 254V255H165ZM177 254V255H176ZM205 254V253H204ZM203 254V255H204ZM105 255H107V256H105ZM148 257H147V256ZM175 255V256H174ZM195 255H196V257H195ZM201 255V256H200ZM91 256H93V257H91ZM103 256V258H101V257ZM105 256V257H104ZM138 256V257H137ZM149 256H150V258L152 259L153 258V262H155V263H153L152 261H151V259L149 258ZM47 257H48V259H47ZM91 257V258H90ZM156 257H158V256H156ZM81 258V259H80ZM90 258V259H89ZM192 259V260H190V259ZM195 258H197V260L198 259H200V260H198V261H196L195 260ZM96 259V260H95ZM102 259V260H101ZM186 259V261H178L179 263L180 262H183L182 264H184L185 262V264H188L187 263V260ZM51 261V263H50V261ZM106 260V261H105ZM155 260V261H154ZM96 261H97V263H96ZM105 261V263H103ZM109 261V262H110ZM176 261V260H175ZM115 262V263H114ZM201 262H202V260H201ZM129 263V264H130ZM196 263V264H197ZM206 262H204V263H202V264H205ZM107 264H108V262H107ZM117 264V263H116Z\"/></svg>", "mask_w": 264, "mask_h": 264}]
</instances>
